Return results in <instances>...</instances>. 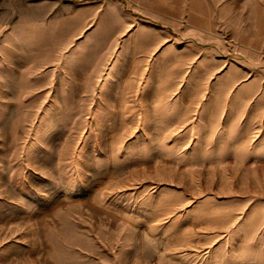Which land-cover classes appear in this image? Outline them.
Segmentation results:
<instances>
[{"label": "rangeland", "instance_id": "1", "mask_svg": "<svg viewBox=\"0 0 264 264\" xmlns=\"http://www.w3.org/2000/svg\"><path fill=\"white\" fill-rule=\"evenodd\" d=\"M0 264H264V0H0Z\"/></svg>", "mask_w": 264, "mask_h": 264}]
</instances>
